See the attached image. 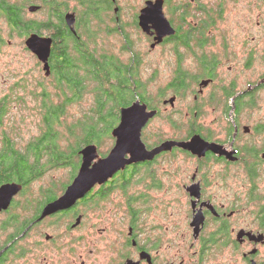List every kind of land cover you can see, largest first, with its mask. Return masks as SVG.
<instances>
[{
    "label": "flooded vegetation",
    "instance_id": "flooded-vegetation-1",
    "mask_svg": "<svg viewBox=\"0 0 264 264\" xmlns=\"http://www.w3.org/2000/svg\"><path fill=\"white\" fill-rule=\"evenodd\" d=\"M102 1L107 2L104 4L107 10L101 16L102 31L107 36L118 34L123 43L127 42L126 37L129 39V59L133 62L138 59L141 78L142 60L122 24L119 1ZM146 8L151 12L142 17ZM158 8L162 17L157 16ZM225 9V0L210 5L199 0H144L131 24L146 36L151 51L161 47L172 49L174 70L170 81L184 80L178 90L179 97L168 90V98L157 99V104L153 101L156 108L147 107L155 115L142 133L153 120L163 116L162 110L167 106L173 109L176 101L184 96L193 97L184 114L171 111L166 117V123L179 136L156 138L152 142L148 138L147 145L141 135L146 149L152 150L164 141L188 142L193 137H199L213 148L197 155L174 146L152 160L125 165L105 182L91 187L67 210L38 221L43 206L33 229L55 219L67 220L69 232L86 222L93 231L97 224L108 220V226L97 230L105 236L115 227L116 236L107 240L98 264H264V54L257 57L256 50L244 42L246 56L236 57L229 36H219ZM67 13L74 14L76 24V13L69 10L64 16ZM110 14L114 25L104 27L105 17ZM164 22L172 34L160 35L167 30ZM220 47L223 51L217 50ZM226 59L228 79L222 73ZM187 60L193 69L187 67ZM170 81L158 92L167 90ZM171 98H174L172 104L164 103ZM135 101L142 103L139 99ZM161 104L165 108H160ZM208 112H212L215 120L208 122ZM172 113L180 115V120ZM177 154L194 160L196 167L189 181L178 186L182 201L167 202L156 218L155 210L162 208L151 199L150 193L167 188L153 166L159 159ZM104 157L98 155L97 159ZM23 195L22 189L12 203ZM171 207L177 210L169 211ZM9 209L0 214L8 213ZM120 212L122 216L116 223L113 217ZM27 236L23 232L0 251L1 257L14 245L3 264L10 259H23L30 253L17 254ZM44 239L54 245L58 240L49 235ZM73 251L68 253L71 260L61 258L59 263L77 264L79 257L81 264H91L93 249L78 255ZM36 252L40 253L38 257L43 256L41 264L59 261L57 252L55 257L46 255L48 251Z\"/></svg>",
    "mask_w": 264,
    "mask_h": 264
},
{
    "label": "trees",
    "instance_id": "trees-1",
    "mask_svg": "<svg viewBox=\"0 0 264 264\" xmlns=\"http://www.w3.org/2000/svg\"><path fill=\"white\" fill-rule=\"evenodd\" d=\"M69 1L75 2L76 6L71 9ZM105 3L102 0H0V19L8 27L9 40L26 39L31 33H37L47 35L53 41L48 61L50 74L39 83L40 94H34L41 101L39 134L23 148H19L9 135L3 134L0 185L9 182L21 184L23 194L27 195L29 187L46 173L58 169L69 170L68 181L59 186L52 181L42 192L40 200L33 202L34 198L27 196L23 203L16 200L12 203L8 212L21 208L32 213L23 221H20L18 213L11 214L1 224L3 232L9 229L13 233L0 245V251L14 237L23 232L27 236L36 226L42 207L64 193L80 168L83 148L94 145L101 157L109 153L115 142L112 130L119 124L122 108L128 107L136 99L149 109L156 108L151 102L165 98L168 90L180 96L178 90L184 80L175 79L170 81L167 90H160L149 97L145 83L138 76L140 65L137 58L135 62L132 59L124 62L101 50L98 39L105 34L101 28V16L107 10ZM31 5L40 7L34 14H41V19L29 17L26 8ZM69 10L77 15L76 34L69 30L64 21V14ZM125 40L127 42L122 49L127 51L131 42L127 37ZM4 43L0 35V46ZM46 82L50 88L46 87ZM12 100L9 96L0 98V126ZM85 101L89 102L87 109L79 110L78 115L70 113L71 108ZM156 137L162 139L160 134ZM142 138L148 145L146 129ZM12 247L3 252L0 264L4 263Z\"/></svg>",
    "mask_w": 264,
    "mask_h": 264
},
{
    "label": "rangeland",
    "instance_id": "rangeland-1",
    "mask_svg": "<svg viewBox=\"0 0 264 264\" xmlns=\"http://www.w3.org/2000/svg\"><path fill=\"white\" fill-rule=\"evenodd\" d=\"M121 6V21L126 26V34L134 44V50L138 53L142 60L140 67L141 80L145 83L147 93L149 97L155 96L159 89L164 88L171 79L172 72L174 70V57L171 48H159L156 51H151L147 38L140 31L131 27L133 22V16L142 6L144 0H118ZM204 4H212L218 0H199ZM226 9L224 17L221 23H219V36L220 34L228 35L229 41H231L232 50L235 52L236 57L246 56L247 47L244 42H249V46L256 50L255 55L263 56L264 54V0H225ZM76 4L73 1H69V7L72 9ZM27 9V8H26ZM72 11V10H71ZM112 14V13H111ZM105 17V26L113 27L110 19L112 15ZM30 18L41 19V14H29ZM0 35L4 39V44L0 46V98L3 96H9L13 100L11 101V107L3 120L2 126H0V147L2 146L3 134L9 135L19 148H23L30 140L38 136L40 131L41 117L39 114L41 101L35 97L41 92L39 88L42 83V79L45 78L42 64L37 58L30 53L25 47L26 39L8 38V27L6 23L0 19ZM47 36V35H43ZM219 40V38H218ZM123 39L118 34L107 36L102 34L98 39V46L102 51L114 54L124 62H127L130 57V53L124 51ZM223 51L222 48L217 49ZM171 51V52H170ZM231 51V50H229ZM223 78L228 79L229 75L226 72V65L228 60L223 61ZM187 67L193 69V65L189 64V60L186 62ZM46 87L50 88L49 83L46 82ZM167 98L169 95L166 96ZM193 97L191 95L184 96L182 100L176 101L174 108H166L161 104L163 116L157 118L151 122L147 128L146 133L149 135L150 142L156 140V135H161L162 139L169 137L179 136L174 130L166 123L167 115L171 111H181L183 114L187 111L189 105L193 103ZM87 101H90L86 97ZM159 100V99H158ZM83 102L78 106H74L69 111L71 114H79V110L87 109L89 102ZM157 104V99L154 101ZM153 102V103H154ZM173 117L180 120V115L171 114ZM216 115V114H215ZM208 122L215 120L212 116V112L207 113ZM178 133V132H177ZM183 135V134H182ZM114 145V144H113ZM112 149V148H111ZM110 149V150H111ZM97 160V159H96ZM95 160V161H96ZM196 167L195 161L181 154H177L174 157H166L159 159L153 166L156 174L160 176L164 183V188L160 191H152L150 197L156 204L162 208L167 202L172 203L175 201H182V196L178 186L189 181V175ZM217 168V167H216ZM69 170L58 169L46 173V175L38 181H35L28 190L27 195L17 197L16 201L23 203L27 196L40 200L44 189L51 185L52 181L57 182V185H62L68 181L67 176ZM135 189V188H134ZM37 198V199H35ZM184 200V199H183ZM173 206V205H172ZM162 209L155 210L153 216L158 218ZM171 207L169 211H175ZM19 214L20 221L25 220L26 216H30L32 211H24L20 209H12L8 213L0 214V228L1 224L7 220L11 214ZM122 214H117L113 219L117 223ZM65 221H57L55 219L46 220L41 226L33 229L29 232L26 239L21 242L20 253L18 255L26 254V257L10 259L6 264H41L43 256L36 250L48 251L46 255L52 254L53 257L58 253L59 261L49 262L48 264H60L62 258L71 260V256L68 257V253L71 250L78 255L86 254L90 249L94 250V257L89 261L91 264H98V260L103 253L108 239L116 236L114 228L111 232L108 231L107 235L103 236L98 232V228H105L108 226V220L96 225L93 231L90 230L89 222H86L79 229L72 232L67 230ZM119 223V222H118ZM108 230V229H107ZM12 230L3 232L0 229V245L6 240V238L12 234ZM106 234V233H105ZM49 235L57 238L56 244L46 243L44 236ZM106 236H109L106 238ZM31 249V250H30ZM59 249L60 251L56 250ZM32 253L31 251H34ZM50 250V251H49ZM76 255V256H77ZM52 257V258H53ZM79 258V257H78ZM77 258V264H81V259ZM60 262V263H59Z\"/></svg>",
    "mask_w": 264,
    "mask_h": 264
},
{
    "label": "water",
    "instance_id": "water-1",
    "mask_svg": "<svg viewBox=\"0 0 264 264\" xmlns=\"http://www.w3.org/2000/svg\"><path fill=\"white\" fill-rule=\"evenodd\" d=\"M39 8V6L31 5L27 10L29 13H35ZM150 12V8H146L142 11L141 15L142 17L147 16ZM157 16L162 17L160 8L157 10ZM64 20L69 30L73 34H76L74 14L67 13L64 16ZM165 28L167 30L160 32V35H170L173 33L167 23H165ZM52 42V38L49 36H42L37 33H31L25 40L26 49L42 64L46 77L50 74L48 61L51 54ZM173 101L174 98H171L164 103L172 104ZM154 115L155 111H148L147 106L139 101H135L130 106L122 108L120 110L119 124L112 130L115 142L108 155L97 159V149L94 145L83 148L80 152L81 165L78 174L61 196L44 206L38 221L57 212L67 210L78 199H81L91 187L97 183L101 184L105 182L125 165L152 160L160 152L170 150L174 146L197 155L207 148H213L212 145L205 144L199 137H193L188 142L164 141L152 150H147L141 135L142 130ZM127 155H129V158H126ZM95 160L96 162H94ZM22 189L23 186L15 182L0 185V212L9 209L13 198Z\"/></svg>",
    "mask_w": 264,
    "mask_h": 264
}]
</instances>
